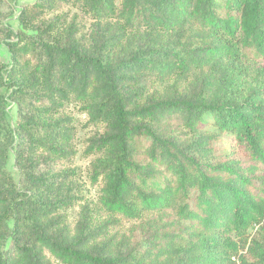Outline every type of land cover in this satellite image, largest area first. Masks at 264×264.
Wrapping results in <instances>:
<instances>
[{"label": "trees", "instance_id": "1", "mask_svg": "<svg viewBox=\"0 0 264 264\" xmlns=\"http://www.w3.org/2000/svg\"><path fill=\"white\" fill-rule=\"evenodd\" d=\"M7 15L0 264H264V0Z\"/></svg>", "mask_w": 264, "mask_h": 264}, {"label": "rangeland", "instance_id": "2", "mask_svg": "<svg viewBox=\"0 0 264 264\" xmlns=\"http://www.w3.org/2000/svg\"><path fill=\"white\" fill-rule=\"evenodd\" d=\"M33 0H16V2H14V4L11 6V8L7 5L5 6L4 4L0 5V8L3 9L4 12H7V16L4 18L3 22L13 31L16 30H22L21 24L19 23V14L21 11V7L23 3L26 2H31ZM24 32L26 34H32V31L30 29H24ZM8 41H4L0 44V60L1 62L5 65V68L8 69L10 67L11 64V57H10V50L8 47ZM9 89L7 88H3L1 90V93H3L7 99H6V115L7 118L10 120V122L13 124L15 122L16 119V106L15 104L10 100V98L8 97L9 95ZM86 134L82 133L81 134V138L79 143L77 144V149H78V155H77V164H79L80 166H82L83 168L85 167V165L87 164V157H84L82 155V138L83 136H85ZM7 169L11 172V174L16 177L17 173H16V169L13 165V155L12 153L9 156L8 159V163H7ZM90 193L91 194H96V188L94 189H90ZM250 235H254L256 234V228L251 227L249 230Z\"/></svg>", "mask_w": 264, "mask_h": 264}]
</instances>
